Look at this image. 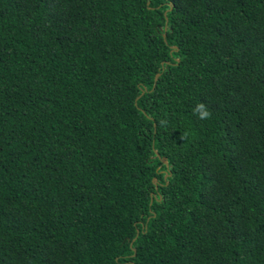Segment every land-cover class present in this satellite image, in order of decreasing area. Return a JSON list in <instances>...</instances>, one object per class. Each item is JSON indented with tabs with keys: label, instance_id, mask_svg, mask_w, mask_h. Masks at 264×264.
I'll return each mask as SVG.
<instances>
[{
	"label": "trees",
	"instance_id": "16d2710c",
	"mask_svg": "<svg viewBox=\"0 0 264 264\" xmlns=\"http://www.w3.org/2000/svg\"><path fill=\"white\" fill-rule=\"evenodd\" d=\"M0 264H264V0H0Z\"/></svg>",
	"mask_w": 264,
	"mask_h": 264
},
{
	"label": "clouds",
	"instance_id": "9594fccd",
	"mask_svg": "<svg viewBox=\"0 0 264 264\" xmlns=\"http://www.w3.org/2000/svg\"><path fill=\"white\" fill-rule=\"evenodd\" d=\"M193 114L200 120H206L211 118V112L207 109L204 103H198L193 108Z\"/></svg>",
	"mask_w": 264,
	"mask_h": 264
},
{
	"label": "water",
	"instance_id": "95a60500",
	"mask_svg": "<svg viewBox=\"0 0 264 264\" xmlns=\"http://www.w3.org/2000/svg\"><path fill=\"white\" fill-rule=\"evenodd\" d=\"M165 30H166V28H165ZM164 37L166 38V35H165ZM158 77H159V75L156 77V80H157ZM156 155L159 156L158 152H156ZM162 162H163L165 165H168V161H167L166 159H162ZM153 181H154L155 184H157V180H156V179H154ZM156 188H158V186H156ZM138 234H139V233H138ZM138 234H137V235H138Z\"/></svg>",
	"mask_w": 264,
	"mask_h": 264
}]
</instances>
